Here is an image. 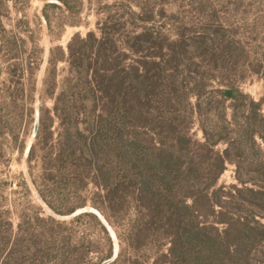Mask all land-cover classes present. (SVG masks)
<instances>
[{
	"label": "trees",
	"instance_id": "1",
	"mask_svg": "<svg viewBox=\"0 0 264 264\" xmlns=\"http://www.w3.org/2000/svg\"><path fill=\"white\" fill-rule=\"evenodd\" d=\"M49 5L72 14L66 0H47L44 7ZM115 6L104 5L98 35L74 34L66 45L68 74L53 97L58 131L47 165L62 180L71 173L101 189L109 213L132 207L128 264H146L141 253L148 236L168 241L154 264H264L261 101L231 82L212 85L193 73L203 57L214 63L231 55L232 43L201 33L170 39L151 24L167 16L163 8L136 11L124 4L122 19L111 13ZM8 12L7 0H0V63L15 70V49L23 39L5 29ZM42 18L48 25L43 13ZM127 26L131 31L122 33ZM56 60L50 51L48 62L54 66ZM194 122L201 139L191 133ZM226 163L234 165L235 183L217 184ZM82 216L97 221L111 249L95 214L75 218ZM54 240L23 250L31 259L24 264H72L67 240ZM16 247L5 250L0 264H14ZM80 253L76 260L85 250ZM121 256L118 252L110 264H125Z\"/></svg>",
	"mask_w": 264,
	"mask_h": 264
},
{
	"label": "rangeland",
	"instance_id": "2",
	"mask_svg": "<svg viewBox=\"0 0 264 264\" xmlns=\"http://www.w3.org/2000/svg\"><path fill=\"white\" fill-rule=\"evenodd\" d=\"M46 1L7 0L9 12L2 18L5 29L23 39V43L15 49L19 53L15 70L9 62L0 63V247L5 246L0 257L16 244L13 263L24 264L31 259L23 250L34 244L44 246L54 237L55 242L60 238L67 240L73 249L72 264H99L110 257L112 238L109 235L110 249L107 236L96 220L87 216L75 218L77 214L71 216L76 209L92 207L100 211L113 230L117 250L128 264L133 256L126 246V235L135 217L132 207L124 204L120 210L109 213L101 204V189L88 179L84 184L75 180L71 173L62 180L61 172L45 161L53 152L58 131L53 97L68 74V41L72 35L83 37L88 31L98 35V26L106 17V4L116 5L111 13L122 19H126L124 4L130 3L136 11L140 6L154 10L163 8L167 16L151 22L159 34L170 39L178 35L186 38L197 33L210 37L216 34L217 41L232 43L231 55L214 63L208 56L203 57L193 66V73L195 76L203 74L212 85L227 82L237 85L253 100L261 101L264 113L261 75L264 0H80L81 5L77 0H66L72 14L55 5L44 7ZM130 31L127 26L121 32ZM50 51L54 60L57 59L54 66L48 62ZM52 70L54 88L49 87V71ZM35 107L38 126L32 137ZM191 133L201 139L195 122ZM221 148L222 144L217 146ZM234 183V165L226 163L217 184ZM70 208L73 211L65 213ZM167 246L166 238L148 236L141 256L146 264H154L153 257L164 252ZM82 250H85L83 258L76 260Z\"/></svg>",
	"mask_w": 264,
	"mask_h": 264
},
{
	"label": "water",
	"instance_id": "3",
	"mask_svg": "<svg viewBox=\"0 0 264 264\" xmlns=\"http://www.w3.org/2000/svg\"><path fill=\"white\" fill-rule=\"evenodd\" d=\"M48 1H53V0H48ZM37 126H38V109H37V107H35V116H34L33 130H32V134H31L32 137L35 136V133H36V130H37ZM26 150H27V148H26ZM85 211L92 212L93 214H95V216L100 220V222L103 224V226L108 231L110 237L112 238V241H113V249H112V253H111L110 257L106 258L105 260H103V261H101L99 263V264H109V263H111L116 258L117 252H118V250H117L118 249V246H117L115 234H114L113 230L111 229V227L109 226V224L104 219L103 215L100 213V211L97 210V209H95V208H92V207H81L79 209H76L71 214V216H74L76 214H79V213L85 212Z\"/></svg>",
	"mask_w": 264,
	"mask_h": 264
}]
</instances>
